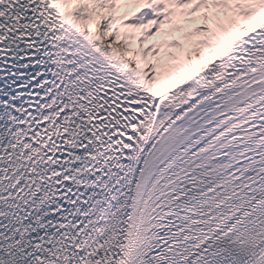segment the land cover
Segmentation results:
<instances>
[{"label":"snow or ice","instance_id":"obj_1","mask_svg":"<svg viewBox=\"0 0 264 264\" xmlns=\"http://www.w3.org/2000/svg\"><path fill=\"white\" fill-rule=\"evenodd\" d=\"M0 264H264V0H0Z\"/></svg>","mask_w":264,"mask_h":264}]
</instances>
